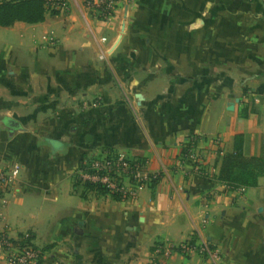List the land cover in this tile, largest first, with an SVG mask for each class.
<instances>
[{
	"label": "crops",
	"instance_id": "1",
	"mask_svg": "<svg viewBox=\"0 0 264 264\" xmlns=\"http://www.w3.org/2000/svg\"><path fill=\"white\" fill-rule=\"evenodd\" d=\"M56 8L0 26V232L30 235L39 264H264V175L219 178L237 135L264 159V0ZM106 149L158 178L136 199L86 187L81 162ZM198 235L216 258L155 254Z\"/></svg>",
	"mask_w": 264,
	"mask_h": 264
},
{
	"label": "built area",
	"instance_id": "2",
	"mask_svg": "<svg viewBox=\"0 0 264 264\" xmlns=\"http://www.w3.org/2000/svg\"><path fill=\"white\" fill-rule=\"evenodd\" d=\"M65 1L76 3L77 0H59L55 7L67 4ZM124 0H83V6L91 10L96 18L102 21L111 20ZM104 59L103 55L99 56ZM147 160L129 158L124 152L106 149L92 158L81 162L78 169V181L82 184H93L102 187L109 195L120 199H136L139 192L158 175L148 170ZM11 173L0 167V190H5L13 184ZM206 224L207 220L203 219ZM19 241V242H17ZM155 254L171 256L178 252L183 255L197 254L211 260L218 256V250L213 244L198 235L194 242L187 240L180 244L159 242L155 245ZM0 252L8 264H39L42 258L41 250L36 247L30 235H24L15 240L0 232Z\"/></svg>",
	"mask_w": 264,
	"mask_h": 264
},
{
	"label": "trees",
	"instance_id": "3",
	"mask_svg": "<svg viewBox=\"0 0 264 264\" xmlns=\"http://www.w3.org/2000/svg\"><path fill=\"white\" fill-rule=\"evenodd\" d=\"M51 1L54 3L59 0H0V26H11L17 21L41 22L45 18L48 4ZM57 11L51 10L52 13H57ZM261 175H264V159L245 157L243 155V136L237 135L233 151L227 154L223 160L219 178L229 184L249 187L255 185L257 178ZM83 185L105 192L100 186ZM195 239H191V242H194Z\"/></svg>",
	"mask_w": 264,
	"mask_h": 264
},
{
	"label": "rangeland",
	"instance_id": "4",
	"mask_svg": "<svg viewBox=\"0 0 264 264\" xmlns=\"http://www.w3.org/2000/svg\"><path fill=\"white\" fill-rule=\"evenodd\" d=\"M67 4H65V5H59L56 9H62V8H65L66 6H68V4H70V2H68V1H65ZM47 11H49V9L47 10ZM42 259V258H41Z\"/></svg>",
	"mask_w": 264,
	"mask_h": 264
},
{
	"label": "water",
	"instance_id": "5",
	"mask_svg": "<svg viewBox=\"0 0 264 264\" xmlns=\"http://www.w3.org/2000/svg\"><path fill=\"white\" fill-rule=\"evenodd\" d=\"M10 124H12V123L10 122Z\"/></svg>",
	"mask_w": 264,
	"mask_h": 264
}]
</instances>
